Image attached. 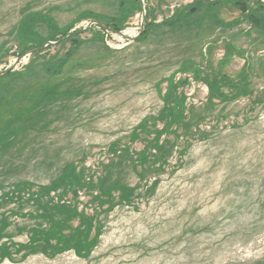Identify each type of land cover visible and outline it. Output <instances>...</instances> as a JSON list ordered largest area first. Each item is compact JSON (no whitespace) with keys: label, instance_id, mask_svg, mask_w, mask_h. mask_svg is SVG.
<instances>
[{"label":"rangeland","instance_id":"374dc122","mask_svg":"<svg viewBox=\"0 0 264 264\" xmlns=\"http://www.w3.org/2000/svg\"><path fill=\"white\" fill-rule=\"evenodd\" d=\"M138 1L0 0V264H264V31ZM28 12L81 44L24 50Z\"/></svg>","mask_w":264,"mask_h":264},{"label":"trees","instance_id":"16d2710c","mask_svg":"<svg viewBox=\"0 0 264 264\" xmlns=\"http://www.w3.org/2000/svg\"><path fill=\"white\" fill-rule=\"evenodd\" d=\"M225 1H229V0H216L215 2L205 1V0H194L193 4L185 5L180 11L175 13V15H172L170 18L163 19L161 24L174 27L180 21V23H182V26L188 25V16L197 12V10L200 9L201 5L206 4V5L213 6L215 4L223 3ZM231 2L236 8H238L241 12H243L244 18L247 19V21L252 26H254L256 29L264 31V14L263 15L261 14V11L264 10V5H258L255 9L250 10L247 5L246 0H231ZM127 5L128 6L126 9H121L123 13L124 12L129 13L133 9H138V8L140 10V4L138 0H128ZM185 10L187 11L185 12ZM148 13L149 12H146V16H148ZM36 23L37 24L42 23L48 26L47 27L48 35L45 40H53V41L56 40L57 41L63 37V40L61 41L62 43L70 42L71 45H70V49L67 54V58L70 56V54L73 51H75V49L78 48V46L82 42L78 36L80 30L75 29L74 31L68 34L69 30L71 29V28H68L66 30L61 31L60 37H57L56 36V34H58L57 27L54 24V21L47 14L28 12V13H24L18 26L16 27V31L19 34L20 40L24 42V44H26V46L23 48L24 50H29L32 47H34L33 44H30L31 41H29L32 37H36L34 41V42H37L36 47L42 45L45 42V40H42L39 38L41 35L35 29ZM104 25H106V27H110V29L115 32L121 31L123 28L122 22H119V23L114 22L112 24H109L108 22H104ZM90 28H92V26ZM151 28H152V22L149 20L147 21L146 19L144 29L140 37H144L151 30ZM63 63L64 61H61L60 67L62 66ZM10 74H11L10 70L6 71L2 75H0V78L5 77Z\"/></svg>","mask_w":264,"mask_h":264},{"label":"water","instance_id":"95a60500","mask_svg":"<svg viewBox=\"0 0 264 264\" xmlns=\"http://www.w3.org/2000/svg\"><path fill=\"white\" fill-rule=\"evenodd\" d=\"M211 1H214V0H211ZM141 20H140V30H139V34L143 31L144 29V25H145V9H142L141 10V16H140ZM92 24H97V25H100L102 26L104 29H106V27L103 25V24H99L95 21H89L88 25L87 26H91ZM75 29L74 28H71L68 32L71 33L72 31H74ZM118 33V32H116ZM67 34V35H68ZM120 35H122L121 33H119ZM133 38H131L130 40H132ZM56 42H50V44H55ZM17 61H19V59H17ZM17 61H15L13 64L15 65L17 63ZM10 69V66L7 67L5 70L1 71L0 72V75H2L4 72L8 71Z\"/></svg>","mask_w":264,"mask_h":264},{"label":"built area","instance_id":"2783aa9c","mask_svg":"<svg viewBox=\"0 0 264 264\" xmlns=\"http://www.w3.org/2000/svg\"><path fill=\"white\" fill-rule=\"evenodd\" d=\"M139 23H140V20H139ZM139 23H137L135 28H132V29L130 28V29H128V31L126 30L123 34H126L127 32H130V30H132L134 34L138 33V31L140 30Z\"/></svg>","mask_w":264,"mask_h":264}]
</instances>
